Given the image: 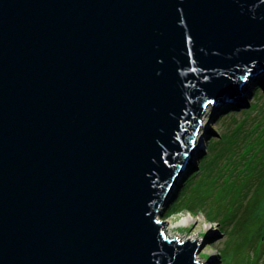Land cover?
Wrapping results in <instances>:
<instances>
[{
    "label": "water",
    "instance_id": "1",
    "mask_svg": "<svg viewBox=\"0 0 264 264\" xmlns=\"http://www.w3.org/2000/svg\"><path fill=\"white\" fill-rule=\"evenodd\" d=\"M261 72L264 0H0V264H212L157 215Z\"/></svg>",
    "mask_w": 264,
    "mask_h": 264
},
{
    "label": "rangeland",
    "instance_id": "2",
    "mask_svg": "<svg viewBox=\"0 0 264 264\" xmlns=\"http://www.w3.org/2000/svg\"><path fill=\"white\" fill-rule=\"evenodd\" d=\"M263 86L261 72L244 99L206 107L194 160L157 215L168 237H198L199 261L264 264Z\"/></svg>",
    "mask_w": 264,
    "mask_h": 264
},
{
    "label": "trees",
    "instance_id": "3",
    "mask_svg": "<svg viewBox=\"0 0 264 264\" xmlns=\"http://www.w3.org/2000/svg\"><path fill=\"white\" fill-rule=\"evenodd\" d=\"M263 87H264V86H263ZM261 88H262V87H261ZM262 89H263V88H262ZM260 91H261V90H259V93H260ZM215 140H216V139H215V138H213L211 141H215Z\"/></svg>",
    "mask_w": 264,
    "mask_h": 264
}]
</instances>
